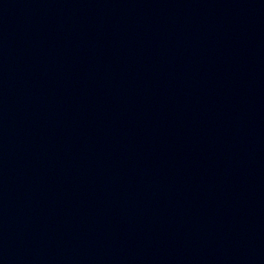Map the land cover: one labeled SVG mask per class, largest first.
Listing matches in <instances>:
<instances>
[{
	"label": "water",
	"instance_id": "obj_1",
	"mask_svg": "<svg viewBox=\"0 0 264 264\" xmlns=\"http://www.w3.org/2000/svg\"><path fill=\"white\" fill-rule=\"evenodd\" d=\"M0 264H264V0H0Z\"/></svg>",
	"mask_w": 264,
	"mask_h": 264
}]
</instances>
